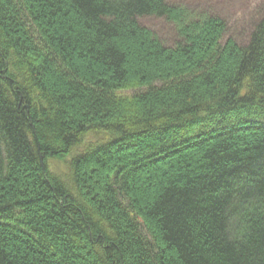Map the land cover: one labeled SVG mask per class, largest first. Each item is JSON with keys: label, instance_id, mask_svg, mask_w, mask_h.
I'll return each mask as SVG.
<instances>
[{"label": "trees", "instance_id": "trees-1", "mask_svg": "<svg viewBox=\"0 0 264 264\" xmlns=\"http://www.w3.org/2000/svg\"><path fill=\"white\" fill-rule=\"evenodd\" d=\"M189 1L0 0V264H264V10Z\"/></svg>", "mask_w": 264, "mask_h": 264}, {"label": "rangeland", "instance_id": "rangeland-1", "mask_svg": "<svg viewBox=\"0 0 264 264\" xmlns=\"http://www.w3.org/2000/svg\"><path fill=\"white\" fill-rule=\"evenodd\" d=\"M188 1V0H187ZM196 6L209 9L227 22L225 38L233 37L244 42L250 27L264 10V0H190ZM189 1V2H190ZM141 22L153 29L166 43L172 42V28L162 19L145 17ZM130 93V91H126Z\"/></svg>", "mask_w": 264, "mask_h": 264}]
</instances>
